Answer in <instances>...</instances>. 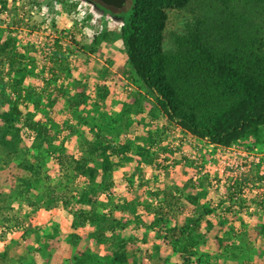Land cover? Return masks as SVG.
<instances>
[{
	"label": "trees",
	"instance_id": "1",
	"mask_svg": "<svg viewBox=\"0 0 264 264\" xmlns=\"http://www.w3.org/2000/svg\"><path fill=\"white\" fill-rule=\"evenodd\" d=\"M57 1L70 13L73 11V2ZM2 4L5 8L6 1L2 0ZM97 5L107 10L104 5ZM168 8L192 11L191 19L186 18L184 25L171 33V47L164 45ZM117 9L115 15L122 21L119 36L131 73L155 96L159 112L190 135L215 146L228 148L246 139L264 145V0H127ZM86 18L90 17L86 15L83 20ZM56 32L62 34L64 30L56 28ZM69 36V45L63 37L53 39L52 80H59V76L75 78L67 53L85 54L81 50L84 46L95 51L100 42L97 33L92 35L89 46L82 37L72 33ZM17 41L1 24L0 169L16 154L22 155L18 164L26 174L18 176L8 199L27 203L32 209L48 208L60 197L53 188L56 180L43 172V162L49 160L52 152L57 154L61 192L64 188L71 190L69 186H74L77 175L87 179L84 185L71 190L77 194L73 195L75 202L82 206L73 214L78 222L91 228L86 233L88 242L97 250L103 247L104 252L87 245L73 255L70 264H128L133 254L126 253L125 247L138 241L148 244L146 261L150 264H210L208 256L221 246L231 261L249 257L244 243L247 229L240 228L245 223L243 217L240 212L231 213V202L225 200H221V204L229 203L225 211H216L206 199L209 192L204 177L194 181L191 176L176 185V189H182L180 194L155 187L149 191V200L132 193L122 206L102 210L105 204L100 195L113 184L109 174L129 162L151 163L148 149L143 145L132 151L130 143L113 144L100 127L109 123V127H114L119 121L106 113L101 116L105 120L101 125L92 118L90 128L96 129L92 138L86 137L79 127H70L71 134L78 136L79 155L68 152L64 139L52 132L56 123L50 124L48 108H54L62 98L66 109L76 114L79 125L83 114L88 113L86 107L80 113L79 107L85 106L89 95L85 90L70 94L63 84L55 85V96L37 91L36 70L45 71V65L21 52ZM30 50L32 45L25 46L26 52ZM74 81L81 84L80 80ZM107 93L100 91L98 97L106 98ZM122 107L127 113L135 110L130 103ZM24 129L31 137L29 145L19 135ZM135 176L136 172H131L127 179L131 187L152 184L143 176ZM8 199L0 195V209H11ZM239 202L243 206L242 199ZM143 209L144 214L140 212ZM146 214L152 218L147 219ZM136 224L144 231L126 235V229ZM32 255L33 251H28L16 259V264H36ZM132 262L138 264L135 257Z\"/></svg>",
	"mask_w": 264,
	"mask_h": 264
},
{
	"label": "rangeland",
	"instance_id": "2",
	"mask_svg": "<svg viewBox=\"0 0 264 264\" xmlns=\"http://www.w3.org/2000/svg\"><path fill=\"white\" fill-rule=\"evenodd\" d=\"M5 1L6 7L2 8L0 0V25L7 27L10 35L18 39L17 45L21 52L34 57L37 64L45 65V71L36 70L39 74L35 84L37 91L55 96L58 93L55 85L63 84L70 94L85 90L89 95V100L83 104L85 106L81 104L79 107L80 113L82 107L88 109L79 125L74 118L76 114L74 116L71 109H66L62 98L58 99L54 108H48L50 124L56 123L52 132L64 139L68 152L79 155L76 148L78 136L71 134L70 127L77 126L84 131L86 137L92 138L93 131H96L95 128H90L92 118L95 117L101 125L105 122L101 118L102 114L108 113L119 123L114 127H109L110 123L101 126L100 132L113 144L130 143L132 151L137 146L145 145L150 153L151 163L145 164L144 160L138 164L129 162L109 174L113 184L101 193L100 198L104 200L105 206L100 209L114 210L131 199L132 193L148 198L150 189L155 187H166L168 191L180 194L182 189H176V185L191 176L194 181L204 177L209 192L206 199L216 207L217 212L223 213L226 204H229H221V200L231 202L228 205L231 206V213L240 212L245 223L234 226L247 229L244 232V243L249 249V257L236 262L226 257L225 247L221 246L216 250L219 251L218 254L213 252L208 256L210 264H264V145L246 139L228 148L215 146L190 135L159 112L155 96L141 82L135 81L131 73L119 36L122 21L115 15L119 12L117 8L95 0H66L75 4L70 13L57 0ZM97 4L104 5L102 7L107 10H102ZM167 11L164 45L171 47V33L184 25L192 11L185 8H168ZM86 15L90 18L84 21ZM54 23L56 27L53 26ZM56 28L63 29L64 32L57 33ZM71 33L77 38L82 37V42L87 46L92 35L97 33L100 42L95 51L91 47H82L85 54L66 52L75 78L59 76V80H52L55 77L51 72L54 64L51 57L55 50L53 39L56 36L63 37L67 43ZM30 45L33 50L26 52L25 46ZM67 45L65 47H70ZM74 79L80 80L81 84L75 83ZM103 90L108 92L106 98L98 97ZM126 103H130L135 110L125 112L122 106ZM40 116L37 112L36 117ZM42 122H46V118H42ZM25 131L27 130H21L19 135L29 145L31 137ZM56 156L52 152L49 160L43 162L44 174L56 180L53 184L54 192L60 194L57 200L48 204V208L32 209L27 203L10 200L9 194L15 189L18 176L26 174L18 164L21 154H16L8 165L0 169V195L10 198L8 203L11 204V209H0V236L1 233L3 235L0 240V264H16L18 257L31 250L36 264H70L73 255L87 245L101 254L104 252L103 247L97 250L96 246L88 242L86 233L91 228L78 222L79 219L73 214L82 206L75 202L73 195L77 194L75 190H71L84 185L87 179L77 175L74 186H69L71 190L64 188L61 192L62 182L58 180ZM131 172H136L135 177L149 179L152 184L148 187H131L127 181ZM230 195L233 197L230 198ZM240 199L243 201L241 207ZM153 205H156V201H153ZM143 210L140 211L142 214L146 209ZM145 217L152 218L147 214ZM16 221L18 223L14 224ZM179 223H182V219ZM142 231L144 229L136 224L131 229H126L125 233L140 235ZM48 233H51V237ZM138 242L125 247L126 253L133 254L128 264H133V257L138 264H150L149 260L146 261L148 244ZM168 257L173 260L169 254Z\"/></svg>",
	"mask_w": 264,
	"mask_h": 264
},
{
	"label": "water",
	"instance_id": "3",
	"mask_svg": "<svg viewBox=\"0 0 264 264\" xmlns=\"http://www.w3.org/2000/svg\"><path fill=\"white\" fill-rule=\"evenodd\" d=\"M103 4L115 8H121L125 5L127 0H99Z\"/></svg>",
	"mask_w": 264,
	"mask_h": 264
}]
</instances>
